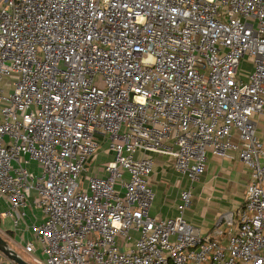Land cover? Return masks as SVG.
Returning a JSON list of instances; mask_svg holds the SVG:
<instances>
[{"label": "built area", "instance_id": "2783aa9c", "mask_svg": "<svg viewBox=\"0 0 264 264\" xmlns=\"http://www.w3.org/2000/svg\"><path fill=\"white\" fill-rule=\"evenodd\" d=\"M262 112L264 0H0V235L28 264H264ZM210 151L251 179L202 235ZM155 155L189 182L175 216L152 214Z\"/></svg>", "mask_w": 264, "mask_h": 264}, {"label": "crops", "instance_id": "0c3cea01", "mask_svg": "<svg viewBox=\"0 0 264 264\" xmlns=\"http://www.w3.org/2000/svg\"><path fill=\"white\" fill-rule=\"evenodd\" d=\"M252 68L251 58L245 57L241 65V78L247 79ZM254 120L256 134L264 142V112L256 114ZM105 154L109 155L105 149H101L97 156L101 158ZM96 158L93 160L97 161ZM155 162L151 178L156 191L152 214L160 218L175 216L178 214L177 206L181 191L189 186V182L177 172L173 159L164 155H155ZM99 171L103 174L102 166L99 167ZM250 179L251 168L243 163L235 152L222 158L210 151L206 171L193 185V204L185 211L186 220L194 224L202 235L211 232L215 234L220 214L244 205ZM227 228L226 225H221V229L224 230L222 237L224 242L228 237ZM18 249H21V255L25 253L20 247L15 249L18 253ZM22 257L27 262L31 260L28 254Z\"/></svg>", "mask_w": 264, "mask_h": 264}, {"label": "water", "instance_id": "95a60500", "mask_svg": "<svg viewBox=\"0 0 264 264\" xmlns=\"http://www.w3.org/2000/svg\"><path fill=\"white\" fill-rule=\"evenodd\" d=\"M0 252L17 264H28V262L0 235Z\"/></svg>", "mask_w": 264, "mask_h": 264}, {"label": "rangeland", "instance_id": "374dc122", "mask_svg": "<svg viewBox=\"0 0 264 264\" xmlns=\"http://www.w3.org/2000/svg\"><path fill=\"white\" fill-rule=\"evenodd\" d=\"M106 147L107 146H104L103 145V147H102V150L103 149H106ZM99 155V154H98ZM100 156H97V161H94V160H92L91 162H90V167H89V173H88V176L89 175H91L92 173L93 174H102V171L100 172L99 171V167L101 168V166L106 162V161H108V160H110V159H112V157H111V155H104V157H101V158H99ZM103 167V166H102ZM85 177H87V174H86V176ZM85 185H86V183H83L82 182V184H81V188H83V186L85 187ZM11 244V246L13 247V248H15V249H17L18 247L13 243V242H11L10 243ZM18 251H19V253H20V255H21V249H18ZM24 253V252H23ZM22 253V254H23ZM23 255H26L25 253L23 254ZM23 255H21V256H23Z\"/></svg>", "mask_w": 264, "mask_h": 264}, {"label": "trees", "instance_id": "16d2710c", "mask_svg": "<svg viewBox=\"0 0 264 264\" xmlns=\"http://www.w3.org/2000/svg\"><path fill=\"white\" fill-rule=\"evenodd\" d=\"M243 62V61H242Z\"/></svg>", "mask_w": 264, "mask_h": 264}]
</instances>
